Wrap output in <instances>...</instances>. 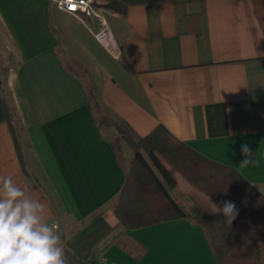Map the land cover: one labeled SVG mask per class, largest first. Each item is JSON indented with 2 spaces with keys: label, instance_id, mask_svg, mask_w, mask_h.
Listing matches in <instances>:
<instances>
[{
  "label": "crops",
  "instance_id": "0c3cea01",
  "mask_svg": "<svg viewBox=\"0 0 264 264\" xmlns=\"http://www.w3.org/2000/svg\"><path fill=\"white\" fill-rule=\"evenodd\" d=\"M101 1L112 7L106 27L53 0H0V78L38 185L22 167L1 90L0 178L10 176L45 203L71 264H219L204 226L188 218L121 227L114 202L126 165L83 80L62 60L73 51L87 55L93 68L75 61L100 107L136 138L162 126L185 146L177 154L196 174L206 158L264 194V0ZM241 144L259 165H239Z\"/></svg>",
  "mask_w": 264,
  "mask_h": 264
},
{
  "label": "trees",
  "instance_id": "16d2710c",
  "mask_svg": "<svg viewBox=\"0 0 264 264\" xmlns=\"http://www.w3.org/2000/svg\"><path fill=\"white\" fill-rule=\"evenodd\" d=\"M114 3L118 2L114 0ZM62 63L68 72L83 80L90 108L99 123L114 129L116 137L111 143L118 159L121 160L123 140L133 150L124 187L114 202V210L123 229L188 218L204 226L219 264H264V194L236 171L206 158L198 161V166L204 163L199 167L203 172L198 170L196 174V165H188L191 163L182 160L186 156L177 154L179 147L186 149L185 146L174 140L162 126L145 138H136L125 122H115L105 114L80 64L70 59H64ZM121 63L126 70L134 72L125 58H121ZM0 90L6 121L24 172L34 185H38L25 161L26 141L17 111L7 99L3 77L0 78ZM170 189L189 199L191 207L178 202ZM209 199L221 206L225 200L236 204L239 215L231 227L222 222V214L214 213Z\"/></svg>",
  "mask_w": 264,
  "mask_h": 264
},
{
  "label": "clouds",
  "instance_id": "9594fccd",
  "mask_svg": "<svg viewBox=\"0 0 264 264\" xmlns=\"http://www.w3.org/2000/svg\"><path fill=\"white\" fill-rule=\"evenodd\" d=\"M241 167L259 165L247 144L240 147ZM210 201V199H209ZM215 214L231 227L239 215L233 201H210ZM46 205L9 177L0 178V264H71L54 224L46 222Z\"/></svg>",
  "mask_w": 264,
  "mask_h": 264
},
{
  "label": "built area",
  "instance_id": "2783aa9c",
  "mask_svg": "<svg viewBox=\"0 0 264 264\" xmlns=\"http://www.w3.org/2000/svg\"><path fill=\"white\" fill-rule=\"evenodd\" d=\"M57 7L69 14L80 16L83 15L88 18L98 20L103 27L107 26L105 14L112 7L108 6L101 0H53ZM108 34L105 28L98 33L100 39H104Z\"/></svg>",
  "mask_w": 264,
  "mask_h": 264
},
{
  "label": "rangeland",
  "instance_id": "374dc122",
  "mask_svg": "<svg viewBox=\"0 0 264 264\" xmlns=\"http://www.w3.org/2000/svg\"><path fill=\"white\" fill-rule=\"evenodd\" d=\"M69 41L72 42V43H75V41L74 42L71 41V38L70 37H69ZM76 48L77 47L74 44L73 50H75ZM70 60H72V61L73 60L74 61L75 60L76 61H80L82 64H86L87 66L92 67V65H90V64H92L90 62V59L87 57V55H84L82 53H78V52L76 53L75 51L71 52L70 53ZM11 105L15 108V106L13 104H11ZM17 115H18V113H17ZM18 118H19V115H18ZM19 120H20V118H19ZM114 121H116V120L114 119ZM109 132H110V137H111L110 139L111 140L115 139L116 134H115L114 129L110 128V131ZM120 153H121V160H122V162L126 165V168L129 169L130 168V165H131L132 158H133V150H132V148L130 146H128V144L124 140L121 142Z\"/></svg>",
  "mask_w": 264,
  "mask_h": 264
}]
</instances>
